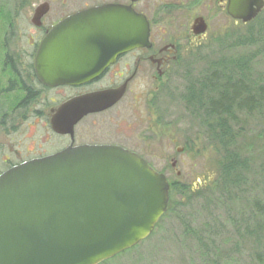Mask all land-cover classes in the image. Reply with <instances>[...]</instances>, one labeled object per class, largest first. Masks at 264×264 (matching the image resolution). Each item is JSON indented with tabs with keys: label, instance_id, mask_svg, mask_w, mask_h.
<instances>
[{
	"label": "rangeland",
	"instance_id": "374dc122",
	"mask_svg": "<svg viewBox=\"0 0 264 264\" xmlns=\"http://www.w3.org/2000/svg\"><path fill=\"white\" fill-rule=\"evenodd\" d=\"M40 1L0 0V77L3 54L8 50L31 52V38L41 35V29L30 22V12ZM46 1L51 5L45 19L48 26L63 15L117 0ZM199 9L192 7L187 12V28ZM213 11H203L209 19L206 38L194 47L187 41V58L175 65V72L164 78L158 91L151 86L150 92L137 89L130 93L127 122L120 129L111 126L112 141L123 140L119 132L125 134L124 143L136 146L157 171L166 174L171 187L172 183L189 186L188 195L173 191L170 211L153 235L104 264H204L203 259L219 260L220 264H264L258 257H264V218L256 215L254 203L257 198L264 201V114L238 117L240 125L234 128L236 136L241 135L237 144L248 165L234 181L214 183L221 152L207 122L217 120L207 118L200 106H191L192 102L199 105V82L218 70H229L237 59L249 60L248 76L264 82V14L243 24L225 11ZM250 37L252 41L245 46L233 45L238 38ZM157 105L158 118L152 115ZM13 127L18 130L14 132ZM47 135L42 125L30 122L18 127L0 120V170L4 158L40 148ZM54 141L48 140V147Z\"/></svg>",
	"mask_w": 264,
	"mask_h": 264
},
{
	"label": "water",
	"instance_id": "95a60500",
	"mask_svg": "<svg viewBox=\"0 0 264 264\" xmlns=\"http://www.w3.org/2000/svg\"><path fill=\"white\" fill-rule=\"evenodd\" d=\"M263 9L264 0H229L227 11L247 24ZM49 10L50 3L41 0L32 23L41 26ZM206 29L202 23L195 27L196 33ZM148 34L146 18L131 6L108 3L77 12L43 39L39 75L51 85L89 79L90 73L58 72L60 61L73 69L91 62L89 54L145 46ZM124 93L94 94L81 101L76 114L70 109L64 122L55 119L53 127L72 130L83 115L114 105ZM170 190L166 174L115 145L69 148L15 166L0 175V264H101L152 235L168 210Z\"/></svg>",
	"mask_w": 264,
	"mask_h": 264
},
{
	"label": "flooded vegetation",
	"instance_id": "af4514ba",
	"mask_svg": "<svg viewBox=\"0 0 264 264\" xmlns=\"http://www.w3.org/2000/svg\"><path fill=\"white\" fill-rule=\"evenodd\" d=\"M143 2L144 0L136 2L117 0L88 6L63 15L48 26L45 25V19L51 11V5L50 10L42 18L41 26L32 23L36 10V5L34 6L33 12H30V22L41 29V35L39 38H31L32 51L16 53L8 50L1 59L3 76L0 77V120L4 125L11 123V125L17 124L18 127L30 122L42 125L48 135L41 139L40 148L28 150L29 152L24 150L26 153L16 151L15 158H4L0 175L25 162L54 155L69 148L115 145L144 157L136 146L132 147L124 143V140H127L123 138L125 134L119 132L123 140L112 141L111 126L120 129L127 122L129 104L127 99L130 93L137 89H146L150 92L151 86L152 88L154 86L155 91L160 89L164 78L175 72L173 70L175 65L187 58V41L190 47H194L206 38L209 31V19L206 13L217 9L228 14L229 0H149L148 4ZM108 3L131 6L136 13L146 18L149 28L147 45L116 55L89 54L91 62L83 61L79 67L73 69L65 68L66 65L60 61L61 69L58 72L72 76L90 73L92 77L68 79L67 82L55 85L43 81L37 68V58L38 50L47 34L68 16ZM192 7L200 9L187 28V12ZM263 11L264 9L260 14ZM183 19L186 21L183 22ZM201 23L205 24L207 29L204 33H196L195 27ZM62 56L64 54H57L58 58ZM112 56H114L113 61L108 63L104 61ZM121 89L125 93L114 105L83 115L73 125V129L67 132H58L54 129L53 121L57 119L58 122H64L65 115L70 109L76 114L80 108H83L82 100L90 99L94 94L97 96L99 93ZM152 105L156 106V102L153 101ZM155 109H152V115L155 113L158 118V105ZM17 130L15 129L14 132ZM52 138L55 141L48 147V140ZM178 150L182 149L178 148Z\"/></svg>",
	"mask_w": 264,
	"mask_h": 264
},
{
	"label": "trees",
	"instance_id": "16d2710c",
	"mask_svg": "<svg viewBox=\"0 0 264 264\" xmlns=\"http://www.w3.org/2000/svg\"><path fill=\"white\" fill-rule=\"evenodd\" d=\"M262 14H264V11ZM251 41L252 37L248 39L238 38L237 42L233 45L245 46ZM248 62L250 61L247 59H237L229 70L225 68L221 69L222 71L218 70L199 82L202 89V94L199 91L200 95L197 102L199 105H196L194 102L191 104L193 108L200 106L207 118L216 117L217 120L212 123L207 122L211 137L218 142V148L221 152L220 168L218 175L213 181L214 183L218 181L219 183L234 181L237 178L236 176L248 165L247 158L243 157L241 147H238L237 144L239 142L237 136L240 133L236 136L237 132L234 127L235 125H240L238 117L253 113L264 114V82H259V80L254 81L248 76ZM207 92L214 94V96H208ZM176 190L181 194L185 193L188 195L189 186L180 187L176 183H172L169 208L163 218L170 211L171 203L174 200L172 192ZM254 203L256 206V215H261L264 218V201L257 198ZM146 240L140 242L138 245ZM138 245L124 251L122 254L131 252ZM204 255L207 256V253H204ZM258 257L264 263V257L261 255H258ZM203 262L204 264H220L219 260L211 262L208 259H203Z\"/></svg>",
	"mask_w": 264,
	"mask_h": 264
}]
</instances>
